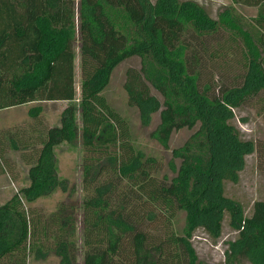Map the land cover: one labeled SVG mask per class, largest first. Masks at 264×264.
Instances as JSON below:
<instances>
[{
	"label": "trees",
	"instance_id": "16d2710c",
	"mask_svg": "<svg viewBox=\"0 0 264 264\" xmlns=\"http://www.w3.org/2000/svg\"><path fill=\"white\" fill-rule=\"evenodd\" d=\"M236 2L260 7L252 31L240 26L232 12L214 19L194 0H0V109L69 102L46 134L7 132L14 149L26 152L29 166L28 184L0 205V264H28L34 250L43 259L53 252L59 258L54 264H79L76 208L62 203L43 216L24 204L59 187L66 190L55 149L79 141L85 148L83 264H197L194 232L203 227L219 238L227 213L238 231L227 259L264 264V200H256L246 215L224 188L226 180L238 179L245 156L256 148L231 123L234 109L264 90V0ZM111 7L124 10L136 36L113 20ZM221 26L242 38L246 71L242 83L213 93L204 83L198 45L207 48L205 39L219 34ZM216 41L217 50L231 49L220 37ZM96 48L104 50V61ZM132 57H140L142 65L127 71L128 102L138 107L144 124L160 113L153 134L168 146L173 132L198 126L191 140L173 149L179 166L172 159L177 172L171 179L160 176V159L136 148L129 122L103 94L115 68ZM43 112L36 105L29 115L38 121ZM6 139L0 134V158ZM180 210L186 212L183 234L174 226ZM155 226H163L164 235Z\"/></svg>",
	"mask_w": 264,
	"mask_h": 264
},
{
	"label": "rangeland",
	"instance_id": "374dc122",
	"mask_svg": "<svg viewBox=\"0 0 264 264\" xmlns=\"http://www.w3.org/2000/svg\"><path fill=\"white\" fill-rule=\"evenodd\" d=\"M155 2L156 0H151ZM202 5L211 17L220 18L223 11L232 12L238 24L248 31L253 30L254 19L261 11L260 7H251L236 0H194ZM113 20L122 22L121 27L130 37H134L135 28L125 16L124 10L121 8H110ZM127 30V31H126ZM83 35V34H82ZM217 37L230 44L231 49L223 51L217 50ZM205 39L207 48L198 45L199 57L202 60V76L204 83L212 86L213 93H218L223 86L230 87L234 84L242 83V77L245 73L244 53L246 48L242 38L236 34L235 30L227 27L220 28L219 34ZM195 40V39H194ZM87 45H91L86 42ZM209 43V44H208ZM76 51V104L79 109L78 123L81 125L80 118V98H81V50L80 42L75 45ZM101 61H104L106 55L104 50L95 49ZM142 59L140 57H132L125 60L115 68L111 75L109 85L104 91L108 102L112 108L118 111L127 119L132 130L133 142L139 150L148 156H155L162 162L161 177L171 179L176 170L172 169L171 161L175 162L176 168L179 166V159L173 158L172 151L175 148L183 147L187 141L191 140L193 133L198 129L183 128L173 132L168 146L154 135V131L158 128L161 118L160 113L153 114L150 122L144 124L138 107L132 106L128 102V93L124 84L127 78V71L131 67L140 68ZM264 66V56H263ZM222 87V88H223ZM155 92V91H154ZM156 93V92H155ZM69 102L63 101H34L9 108L0 109V134L6 136V147L0 158L2 171L0 172V205L8 201L16 192L28 184L27 168L29 164L22 150H16L9 141V132L13 136H18L22 129H31L33 133L46 134L48 128L57 123L59 115L63 108ZM35 105H42L44 112L37 120L29 115V110ZM231 123L238 129L240 135L245 140H252L256 148L245 156L244 168L239 172L236 181H225V195L239 202L246 213L251 214L253 204L256 200H264V90L258 94L252 95L243 102L239 107L234 109V117ZM35 129V131H33ZM17 131H19L17 133ZM8 132V133H7ZM195 146L196 140H193ZM57 158V173L60 180L65 181L66 190L57 188L48 196L39 198L34 202L24 201L25 207L28 208L33 215L39 213L49 215L56 212L62 203L72 204L76 208L77 233L76 242L78 245V262L83 264L85 245L84 241V224H83V199L86 196V190L83 187L82 175L84 171L83 156L85 148L79 141L75 145L63 143L55 149ZM175 229L179 234H183L186 227V212L180 210L175 218ZM154 229L161 228V234L164 235L165 228L163 226L152 227ZM155 231V230H153ZM238 235L237 229L230 224V217L227 213L223 221L222 233L219 238H213L205 228H198L193 235L192 243L197 254V264H253L248 259L238 260L235 262L227 259L226 251L229 242L234 240ZM59 258L51 252L46 259L38 258L35 250L31 252L28 264H54Z\"/></svg>",
	"mask_w": 264,
	"mask_h": 264
},
{
	"label": "crops",
	"instance_id": "0c3cea01",
	"mask_svg": "<svg viewBox=\"0 0 264 264\" xmlns=\"http://www.w3.org/2000/svg\"><path fill=\"white\" fill-rule=\"evenodd\" d=\"M29 103H33V102H29ZM27 104V103H26ZM36 106V105H35Z\"/></svg>",
	"mask_w": 264,
	"mask_h": 264
}]
</instances>
